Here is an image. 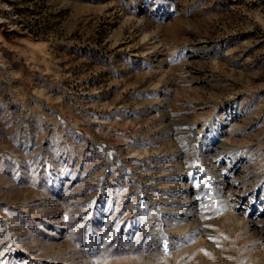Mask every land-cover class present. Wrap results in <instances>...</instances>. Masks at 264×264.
<instances>
[{"label":"rangeland","instance_id":"rangeland-1","mask_svg":"<svg viewBox=\"0 0 264 264\" xmlns=\"http://www.w3.org/2000/svg\"><path fill=\"white\" fill-rule=\"evenodd\" d=\"M0 264H264V0H0Z\"/></svg>","mask_w":264,"mask_h":264}]
</instances>
